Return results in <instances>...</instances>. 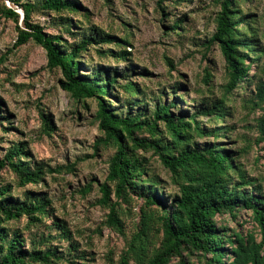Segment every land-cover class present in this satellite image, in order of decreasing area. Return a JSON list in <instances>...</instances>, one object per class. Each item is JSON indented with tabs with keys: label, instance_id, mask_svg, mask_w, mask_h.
<instances>
[{
	"label": "trees",
	"instance_id": "trees-1",
	"mask_svg": "<svg viewBox=\"0 0 264 264\" xmlns=\"http://www.w3.org/2000/svg\"><path fill=\"white\" fill-rule=\"evenodd\" d=\"M5 1L14 7L3 6L1 9V14L16 24L14 47L29 41L40 46L45 51L47 68L60 71L61 88L77 102L87 99L96 102L93 123L100 135L93 141V155L98 156L108 148L114 150L108 160L105 182L99 189L101 197L96 202L108 211L104 225L124 237L121 204L129 203L130 196L143 202L136 230L125 239L119 263L171 264L176 260L178 264H185L190 255H198L197 264H225L223 247L227 242L235 247L230 264H264V193L245 178L236 161L237 155L226 151L218 142L219 138L226 139L231 131L224 121L231 113L228 104L235 109V101L227 100V96L239 89H243L246 96L240 99L237 95L238 109L247 114L256 110L261 112L256 119L257 141L264 142V65H257L264 56V47L258 48L256 30L248 22L251 16L242 13L237 0H213L218 11L214 18V33L207 46L216 45L224 59L226 82L221 86L222 95L210 105L202 104L188 116L182 112L173 115L171 110L176 108V101L167 104L162 101V95L153 96V110L148 114L146 101L138 98L143 93L131 80L133 73L99 67L91 76L82 74L85 66L81 59L91 47L99 46L96 51L102 57L127 61L128 53L123 48L130 46L127 40L96 28L72 33L70 29L74 28V23L60 17L62 32L77 35V39L69 44L61 35H47L31 22V14L35 11L77 13L79 6L75 1ZM161 4L162 0H157L163 13ZM19 21L25 30L19 29ZM181 22H174L168 27L169 31L176 32ZM104 45L121 49L103 52ZM166 64L173 68L169 59ZM253 64L255 71L251 73ZM205 76L207 85L210 81L208 70H205ZM118 79L125 80L119 86L124 100H114L120 103L121 110L108 100L109 94L115 93ZM141 105H144L142 110L138 109ZM40 116L44 132L49 134L50 120L43 113ZM142 134L146 136L140 137ZM206 138L213 142L197 144L196 139ZM138 150L151 151L170 173V181L177 191L168 192L172 197L168 206L157 196V189H164V183L158 176L150 174L148 162L137 153ZM28 158V150L20 142L8 148L0 160V170L6 168L12 172L19 188L42 183L47 173L65 169L74 172L75 169V164L45 169L42 164L23 161ZM10 187V184L0 183V264H56L62 260L84 264L83 252L74 255L73 259H65L61 252L51 247L52 241L71 239L64 222L51 216L48 210L52 200L30 191L14 197ZM91 189L89 183L80 193L88 194ZM151 207L158 210H151ZM241 211L250 213L257 232L243 234L238 230L242 226L237 219ZM215 218L227 219L234 224L233 240L225 237L227 230L218 228ZM22 219L27 237L23 229L12 225ZM45 219H51L49 226L43 222ZM25 244L27 246L23 248Z\"/></svg>",
	"mask_w": 264,
	"mask_h": 264
},
{
	"label": "rangeland",
	"instance_id": "rangeland-1",
	"mask_svg": "<svg viewBox=\"0 0 264 264\" xmlns=\"http://www.w3.org/2000/svg\"><path fill=\"white\" fill-rule=\"evenodd\" d=\"M73 1L79 6L77 13L35 11L31 14V22L40 26L47 35H61L69 44L77 39V35L62 32L60 17L74 23V28L70 29L72 33L96 28L115 38L125 39L130 44L123 46L128 53L127 61L102 57L96 51L100 49L99 46L91 47L81 59L85 66L82 74L91 76L99 67L133 73L131 80L143 93L138 98L146 101L148 114L153 110L152 98L157 95H162V101L167 104L176 101V108L171 110L175 116L181 112L188 116L202 104L210 105L221 97V86L226 82L224 59L216 45L207 46L208 39L214 33V18L218 11L213 0H162L163 13L157 6V0ZM237 2L242 13L251 16L248 22L256 30V44L261 50L264 47V0ZM3 6L14 8L7 1L0 0V117H4L0 120V160L14 143L23 142L29 154L24 162L42 164L45 169L49 167L53 170L75 164V169L74 172L65 169L59 173H47L42 183L19 188L15 175L4 168L0 170V183L10 184L14 197L30 191L52 200L48 210L51 216L64 222L71 239L52 241L51 247L61 252L65 259H73L74 255L83 252L84 264H120L125 239H129L136 230L143 202L136 196H130L129 203L121 204L124 237L104 225L108 211L96 202L101 197L99 189L105 182L108 160L114 150L108 148L98 156L93 155V141L100 135L93 123L96 102L94 99L77 102L65 92L60 85V71L47 68L45 51L40 46L29 41L14 47L16 24L1 14ZM177 20H182L179 29L170 32L168 27ZM17 26L25 30L21 21ZM107 49L118 51L121 48L104 45L101 51ZM166 59L171 61L172 69L167 66ZM262 64L264 56L257 65ZM205 70L210 75L207 85ZM254 71L253 64L251 73ZM124 81L117 80L115 93H110L108 98L118 110L122 107L114 100H124L119 87ZM237 95L240 99L246 96L243 89L227 96V100L235 101V109L228 104L231 113L224 121L231 131L226 139L219 138L218 142L226 151L237 155L236 161L244 171L245 178L264 193V142L257 141L259 134L256 129V119L261 112L256 110L247 114L238 109ZM143 108L144 105L138 107L140 110ZM41 113L50 120L49 134L44 132ZM144 136L146 134L140 135ZM196 142L209 144L213 140L196 139ZM137 153L147 160L150 174L158 176L164 183V189H157V196L168 206L172 200L168 192L172 194L177 191L170 181V173L151 151L138 150ZM89 183L92 185L91 191L88 194L80 193ZM151 210L158 209L151 207ZM237 219L242 225L238 230L243 234L246 231L257 232L250 213L241 211ZM43 222L49 226L51 219ZM215 222L218 228L227 230L225 237L233 240L234 224L221 218H215ZM12 225L23 229L27 237L25 220ZM234 248L233 244L224 243L225 264L232 262L231 252ZM197 257L190 255L185 264H197ZM56 264L70 263L62 260ZM171 264L178 263L173 260Z\"/></svg>",
	"mask_w": 264,
	"mask_h": 264
},
{
	"label": "water",
	"instance_id": "water-1",
	"mask_svg": "<svg viewBox=\"0 0 264 264\" xmlns=\"http://www.w3.org/2000/svg\"><path fill=\"white\" fill-rule=\"evenodd\" d=\"M19 14L22 16V13L21 12H19Z\"/></svg>",
	"mask_w": 264,
	"mask_h": 264
}]
</instances>
